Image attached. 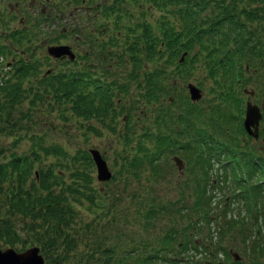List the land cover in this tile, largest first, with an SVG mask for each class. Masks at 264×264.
Listing matches in <instances>:
<instances>
[{"label": "trees", "instance_id": "trees-1", "mask_svg": "<svg viewBox=\"0 0 264 264\" xmlns=\"http://www.w3.org/2000/svg\"><path fill=\"white\" fill-rule=\"evenodd\" d=\"M134 1L142 14L139 10L140 20L128 26L125 33L130 55L123 53L117 57L119 66L129 63L133 71L130 80L124 79L122 85L116 81L117 86L126 91L133 85L130 93H137L134 97L137 104L147 105L149 113L163 101L164 111L159 108L155 116L163 131L158 130L154 140V147L162 148L174 138L168 133L174 122L167 107L181 108L190 103L187 95L184 101L178 95V84L191 81L195 64L203 61L205 73L197 83L204 86L211 81L209 94L217 90V101L205 110L189 108L195 111L196 118L187 122L184 116L188 114L176 108L180 111L178 119L186 122L189 129L175 133L209 147L213 165L222 166L221 186L236 191L232 195L246 202L245 214H248L257 192L258 204L264 200V142H254L245 135L236 113L243 112L245 88L256 91L260 104L264 105V0ZM157 11L160 12L156 14ZM116 41L125 42L120 37ZM14 66H17L14 72L0 76V248L22 251L30 242L40 248L45 264H153L156 255L152 258L151 253L141 254L137 248L127 250L121 261L101 256L99 246L80 249L86 235L79 205L86 199L90 203L87 210L96 212L97 199L102 198L90 168L93 160L89 153L82 156L80 151L72 152L60 143H50L49 132L56 129L52 121H45L50 123L46 128L39 126L38 109H59L61 117L68 119L62 111L64 103L73 107L72 116L88 119L87 122L104 111L113 117L116 111L109 98L112 88L104 84L99 98L92 75L95 71L89 66L70 67L44 76L38 74L34 62H19ZM181 91L187 90L182 87ZM94 127L91 125L90 131ZM40 129L44 131L37 132ZM6 137L13 140L11 147H4L2 139ZM199 160L207 162L203 153L199 154ZM150 163L156 172L155 163ZM247 169L248 173L244 171ZM212 205L213 201L208 200L205 215L208 212L213 217L206 215L207 221L211 220L208 237L217 240L222 227L215 222L220 219L223 223L224 218L215 216ZM157 206L155 198L147 209V218L155 216ZM228 216L230 219L224 216L228 231L241 225L249 230L238 216ZM263 221L264 215L259 220L263 224L257 235L250 234L257 247L249 253L248 247L245 249L247 261L253 264H264ZM153 225L154 222L148 223L150 227ZM205 225L202 221L195 226L196 233L200 234ZM176 234L172 231L161 238L166 249L174 248ZM203 247L205 244L199 248Z\"/></svg>", "mask_w": 264, "mask_h": 264}, {"label": "rangeland", "instance_id": "rangeland-1", "mask_svg": "<svg viewBox=\"0 0 264 264\" xmlns=\"http://www.w3.org/2000/svg\"><path fill=\"white\" fill-rule=\"evenodd\" d=\"M109 4L108 10H105L106 15L103 17L104 20L99 23V29L101 32L104 31L103 38L100 39L99 44L95 40L94 28L95 23L98 21V13L96 7L89 11L76 12L72 8L73 13L69 10L67 19H64V32L67 30V39L73 44L74 48L78 52V60L71 62V65L64 64V67H56L53 65L54 71H65L70 67L78 69H87L88 66L95 71L92 75L100 77L105 74V69L109 68V65H113V74L116 75V80L124 83V79L130 80V73L133 71V67H128L129 63L124 65L120 64L118 58L120 54L130 53L128 50L127 35L128 26L135 22V19H131L130 12L138 14L136 8H131V4H120L117 0H97ZM121 6L123 8H121ZM78 10V9H76ZM160 11H157L158 14ZM125 14V22L122 21L121 17ZM121 16V17H120ZM154 22V21H153ZM126 25V26H124ZM97 28V29H98ZM123 33V34H122ZM78 37L80 39L78 40ZM116 37H120L125 42L118 43ZM83 40V44L80 43ZM79 45V47H78ZM82 53V55H80ZM114 54L111 56L110 54ZM118 61V64H117ZM48 67V66H47ZM82 67V68H81ZM203 61H198L194 67V76L189 82L196 83L200 78L201 74L205 73ZM46 68V67H45ZM77 69V68H75ZM100 72V73H99ZM109 77V75H106ZM134 80V79H133ZM110 80H108L109 82ZM178 84V95L182 97L189 96L187 91H181L182 87H186L189 83ZM197 84V83H196ZM207 85L199 86L203 90V98L199 102H194L191 104L187 102V105L179 107H167V112L172 115V124L170 131H175V125L177 130L185 126L187 121L193 120L195 118V111L191 112L193 109L203 110L207 108L209 104H213L217 101L216 96L217 90L209 94V90L212 88L211 81L206 83ZM133 86V85H132ZM129 87L126 92L123 93L118 101L121 105L126 106V114L132 123L134 124L133 136L130 141H125L124 135L117 131L112 125L111 115L104 111L100 116H96L92 119V122L88 119H79L77 116H72L74 113L71 104H63L64 117L68 119H63L61 117L59 109L55 110H39V114L36 116L40 119L39 126H45L50 124H45V121H52L56 125L55 130L49 132V141L60 143L63 146L71 149L72 152L80 151L82 156L88 153L91 148H98L102 152L105 159L108 161L110 169L115 173V177L109 182H99L97 181V169L90 167L94 173L95 177V188L101 190L102 198L97 199L99 208L96 212H89L88 207L89 202L85 201L79 206L82 208L79 210V214L82 217V226L85 238L81 243L80 249L82 250H92L98 246L101 249L100 255L105 258H112L115 261H121L122 256L127 253V250L133 248L140 249L141 254L151 253L153 258L156 255L157 261L153 264H182L179 261L173 260V258H182L183 255H188L194 258L193 262H186L184 264H206L205 260L209 258L206 257V249L198 248L199 244H205V242H211V238H206L210 235L208 221L203 220L198 215L194 213L193 210H182L181 214H176L173 212L174 206H180V200L183 204L197 207L199 210L202 206V200L207 196V201L212 200V211L215 216H222L225 221L219 219L216 221V226L222 223L223 234L222 238L217 241V245L213 244L215 250L220 251L228 249L229 256L224 255L222 252L219 255L220 259H224V263L233 264V252L242 253L243 250V238L242 236L227 232L226 227H228L224 213L233 212L236 214L247 213V209L244 206V202L240 199L230 200V205L225 201L227 199L226 194L228 191L220 185H212V174L214 171H219L218 165H209L207 180H202L204 174V168L192 159V162L187 164L185 172L182 174L176 167L174 161L172 160L173 153H163L161 156L162 166L164 168L163 179L157 181H152L153 175L148 168L144 167L140 170L145 175L144 180H136L132 175V172L136 170V164L129 162L135 156V152L139 150L136 149L138 143L141 145H146L147 150L153 148L154 139L158 137L155 135V116L159 114V107L163 101L157 104L154 110L151 111L150 115L145 116L148 113V106L144 104H137L138 99L134 98L137 93H132L130 95L131 87ZM187 92V93H186ZM214 97V98H213ZM246 101L247 96H244ZM131 101L132 105L128 102ZM44 107V105H43ZM176 108H179L184 114H188L185 117L186 122L178 121V113ZM192 108V110H189ZM141 109V111H140ZM72 116V117H71ZM116 116V115H115ZM124 114H121L119 119L122 123ZM117 121V117H113ZM91 125H95L94 130L90 131ZM120 129L122 126L119 125ZM229 127V126H228ZM40 129L37 132H43ZM145 131H148L149 135L145 136ZM158 132V131H157ZM185 138V137H180ZM12 139L4 138L2 142H5L4 147H11ZM158 139L156 140V143ZM21 146H19L20 149ZM11 150H9L10 152ZM8 152V153H9ZM153 150L149 152H139L140 155L146 160L149 154H152ZM181 155H183L181 153ZM195 154L192 152H185L183 158L185 161L191 159ZM160 159H158L159 161ZM143 164H145L143 162ZM213 167V168H212ZM195 180L200 181L201 185H196ZM211 197L210 199L208 197ZM159 210L152 216L151 219L146 217L147 209L151 208V204L155 201ZM179 199V201H177ZM96 202V203H97ZM172 205V206H171ZM260 207L256 203L254 206L248 208V222L252 226L253 223L257 221L261 213L259 212ZM243 217V216H241ZM204 222L205 227L202 232H197L199 236L195 237L196 230L193 228L194 223L198 226L200 222ZM255 221V222H254ZM154 222L153 226H148V223ZM192 224V226L190 225ZM225 224V226H224ZM256 226V225H255ZM191 229L194 233H191ZM172 231L177 232V238L174 242V248H164L161 243V238L171 233ZM190 233L191 241L186 243L185 236ZM231 233V235H230ZM185 235V236H184ZM206 236V237H204ZM96 237V238H95ZM147 239H150V243ZM32 240V239H31ZM30 240V241H31ZM34 242V241H32ZM182 243L181 246L179 244ZM198 244L197 246L195 244ZM150 245L145 248L146 245ZM186 244V245H185ZM27 246H33L28 242ZM142 246H144L142 248ZM186 246V247H185ZM183 247H185L187 254L183 252ZM119 248V252L116 249ZM230 249V250H229ZM248 264V263H247Z\"/></svg>", "mask_w": 264, "mask_h": 264}, {"label": "flooded vegetation", "instance_id": "flooded-vegetation-1", "mask_svg": "<svg viewBox=\"0 0 264 264\" xmlns=\"http://www.w3.org/2000/svg\"><path fill=\"white\" fill-rule=\"evenodd\" d=\"M94 7L100 17L105 7L110 5L97 0H0V47L5 53L7 63L18 65L19 62H34L43 71L42 74L53 71V65L64 67V60L68 56H64V52L61 55L53 52L56 47L70 44L67 30L64 32V19L69 18V10L73 13L72 8L76 12H90ZM99 23L100 19L95 23L94 32L96 31L95 40L101 44L104 31L101 32L98 28ZM16 68L17 66L13 67V72ZM113 68V65H109L105 71ZM114 78L115 74H109V77L100 76L99 86L104 80L108 84ZM185 170L186 166L181 173Z\"/></svg>", "mask_w": 264, "mask_h": 264}, {"label": "water", "instance_id": "water-1", "mask_svg": "<svg viewBox=\"0 0 264 264\" xmlns=\"http://www.w3.org/2000/svg\"><path fill=\"white\" fill-rule=\"evenodd\" d=\"M61 53L62 51H58L56 54ZM64 54H70L73 57L69 46H64ZM189 90L193 100L201 98V91L194 84H189ZM261 117L260 108L249 102L244 120V125L249 134L258 136V127ZM91 152L98 166L99 179H111L112 173L100 152L95 149H92ZM0 264H45V258L40 253V248L37 246L30 247L22 252H19L14 248H7L4 250L0 248Z\"/></svg>", "mask_w": 264, "mask_h": 264}]
</instances>
